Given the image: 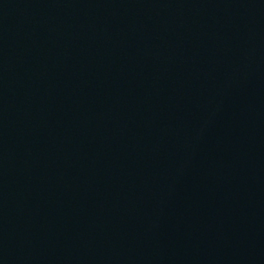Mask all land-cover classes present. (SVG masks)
Here are the masks:
<instances>
[{
  "label": "water",
  "instance_id": "obj_1",
  "mask_svg": "<svg viewBox=\"0 0 264 264\" xmlns=\"http://www.w3.org/2000/svg\"><path fill=\"white\" fill-rule=\"evenodd\" d=\"M0 264H264V0H0Z\"/></svg>",
  "mask_w": 264,
  "mask_h": 264
}]
</instances>
